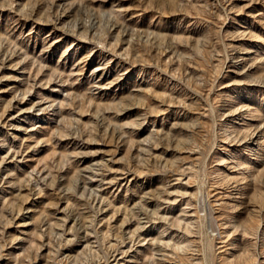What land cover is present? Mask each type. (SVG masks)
<instances>
[{
    "label": "rangeland",
    "instance_id": "374dc122",
    "mask_svg": "<svg viewBox=\"0 0 264 264\" xmlns=\"http://www.w3.org/2000/svg\"><path fill=\"white\" fill-rule=\"evenodd\" d=\"M0 264H264V0H0Z\"/></svg>",
    "mask_w": 264,
    "mask_h": 264
}]
</instances>
